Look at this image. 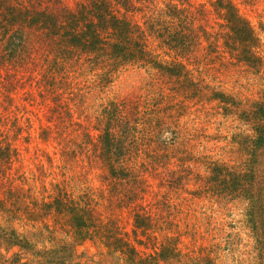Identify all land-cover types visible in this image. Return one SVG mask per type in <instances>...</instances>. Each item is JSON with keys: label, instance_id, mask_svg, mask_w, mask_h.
Here are the masks:
<instances>
[{"label": "trees", "instance_id": "16d2710c", "mask_svg": "<svg viewBox=\"0 0 264 264\" xmlns=\"http://www.w3.org/2000/svg\"><path fill=\"white\" fill-rule=\"evenodd\" d=\"M207 2L221 27L212 23ZM221 47L254 68L264 66L260 37L234 0H0V264H219L180 246L186 232L171 200L179 190L245 202L256 264H264V99L244 103L190 67L201 53L223 55ZM135 65L151 73L154 91L110 99L86 123L74 117L73 107L83 106L70 103L80 77L92 72L86 87L103 90L117 71ZM28 81L34 91L23 92L27 103L15 104L14 91ZM35 92L44 101L52 96L49 110L58 120L56 131L42 124L40 137L48 141V131L57 132L62 168L80 180L103 170L98 196L76 194L68 176L52 183L49 194L43 183L42 197L28 184L19 141L33 138ZM206 101L250 124L242 166L190 151L197 128L185 116ZM199 161L206 174L192 164ZM115 198L133 208L135 237L105 214L99 199L111 207ZM88 240L97 254L79 250Z\"/></svg>", "mask_w": 264, "mask_h": 264}, {"label": "rangeland", "instance_id": "374dc122", "mask_svg": "<svg viewBox=\"0 0 264 264\" xmlns=\"http://www.w3.org/2000/svg\"><path fill=\"white\" fill-rule=\"evenodd\" d=\"M200 1L207 0H197V2ZM234 2L239 11L254 26L261 40L260 54L264 56V0H234ZM207 5L213 12L212 23L216 28L221 27L222 19L217 17L210 3L207 2ZM221 50H225L223 55L221 51H213L210 55L201 53L198 60H191L190 67L194 68L197 76L205 78L207 83L234 95L244 103L264 99V66L254 68L232 58L224 47H221ZM93 78L92 72L80 77L81 89H76V93L79 94L70 101L71 104L76 101L83 104V106L80 105L81 108L75 107V105L73 111L74 117L84 123L88 120L87 116L90 119L96 115L101 109L100 105L110 99L130 95H148L154 91L150 85L151 73L146 68L136 65L127 66L117 71L111 84L103 90L98 88L93 91L90 90V87H86L89 81L94 80ZM31 82L28 81L25 84ZM28 88L34 91V87L30 84L24 89L20 86L14 91L13 94L17 99L15 104L18 101L27 103L23 100L25 95L22 96V94ZM35 94L39 104L29 106L34 111L33 114L29 113L33 123L31 129L33 138L29 144L22 140L19 141L23 148L25 161L23 170L29 177L28 184L33 186L36 195L42 197L47 194L43 183L47 184L49 194L53 192L52 183L62 182L68 176L70 182L67 185L76 194L91 190L98 196L104 187L103 178L100 176L103 174V170L94 169L90 173L87 171L86 177L80 180L78 172L71 175L70 171L65 172L62 168L60 147L53 141L57 132L52 136L48 131V136H50L48 141H43L40 137L42 124L51 126L56 131L55 124H58V120L49 110V104H54L52 96L44 101L37 92ZM82 96L84 102L81 100ZM217 105V101H206L202 104H193L190 107L185 120L193 125V128H197V136L190 142L194 145L189 149L193 155H208L212 159L240 167L247 159L245 148L250 146V136L253 131L250 124L240 119L239 114L219 113L222 110ZM19 115L21 116L22 113ZM27 146L29 149H25ZM49 156L54 158V166H51ZM40 164L44 165L43 169L39 167ZM192 164L197 172L206 174L207 169L204 163L199 161L192 162ZM64 173L66 174L64 175ZM152 183L153 188L156 189L157 183L153 180ZM193 188L195 186L191 184V189ZM163 190L167 191L165 188ZM179 191V193L172 194L171 200L181 208V213L177 218H179L181 229L186 232L182 237L184 244L180 246L185 250H195L197 253H209L216 258L219 264H256L255 238L248 222L245 202L241 200L228 201L209 196L195 197L184 190ZM99 200L105 204L104 209L107 211L105 214L107 216L112 214L122 230L135 237L133 208L122 203L119 198H115L111 207L105 200ZM142 247L145 248V246ZM79 250L86 251L88 254H97L99 247L94 241L88 240L79 246Z\"/></svg>", "mask_w": 264, "mask_h": 264}]
</instances>
